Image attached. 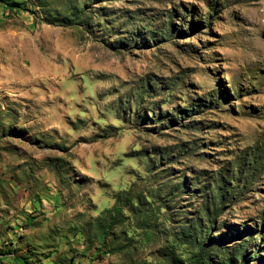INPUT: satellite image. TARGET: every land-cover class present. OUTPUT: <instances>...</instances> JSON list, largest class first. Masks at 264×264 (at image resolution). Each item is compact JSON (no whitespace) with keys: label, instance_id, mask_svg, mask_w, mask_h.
Segmentation results:
<instances>
[{"label":"rangeland","instance_id":"obj_1","mask_svg":"<svg viewBox=\"0 0 264 264\" xmlns=\"http://www.w3.org/2000/svg\"><path fill=\"white\" fill-rule=\"evenodd\" d=\"M8 1L0 264H264V0Z\"/></svg>","mask_w":264,"mask_h":264},{"label":"trees","instance_id":"obj_2","mask_svg":"<svg viewBox=\"0 0 264 264\" xmlns=\"http://www.w3.org/2000/svg\"><path fill=\"white\" fill-rule=\"evenodd\" d=\"M5 6H7V7H9V10H11L12 9V4L11 3H9V1L8 0H0ZM119 210V209H118ZM96 253H103V252H101V250H98V251H96ZM106 253V252H105ZM17 261L20 263V264H28L27 263V260H25V259H18L17 258Z\"/></svg>","mask_w":264,"mask_h":264}]
</instances>
